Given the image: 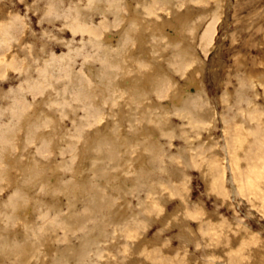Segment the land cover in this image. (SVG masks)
Returning <instances> with one entry per match:
<instances>
[{
  "label": "rangeland",
  "instance_id": "obj_1",
  "mask_svg": "<svg viewBox=\"0 0 264 264\" xmlns=\"http://www.w3.org/2000/svg\"><path fill=\"white\" fill-rule=\"evenodd\" d=\"M0 264H264V0H0Z\"/></svg>",
  "mask_w": 264,
  "mask_h": 264
},
{
  "label": "bare ground",
  "instance_id": "obj_2",
  "mask_svg": "<svg viewBox=\"0 0 264 264\" xmlns=\"http://www.w3.org/2000/svg\"><path fill=\"white\" fill-rule=\"evenodd\" d=\"M208 30H209V29H208ZM13 251L17 254L16 250H13ZM14 252H13V253H14Z\"/></svg>",
  "mask_w": 264,
  "mask_h": 264
}]
</instances>
